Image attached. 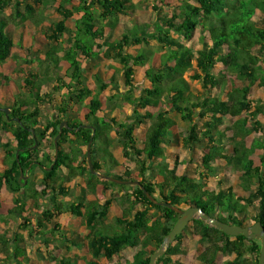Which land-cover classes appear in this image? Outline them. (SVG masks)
Masks as SVG:
<instances>
[{
	"label": "trees",
	"instance_id": "trees-1",
	"mask_svg": "<svg viewBox=\"0 0 264 264\" xmlns=\"http://www.w3.org/2000/svg\"><path fill=\"white\" fill-rule=\"evenodd\" d=\"M30 1L32 3L23 0V12L18 0H0V68L11 56L14 35L18 36L19 49L26 54L27 68L35 65L38 69L43 64L37 50L21 46L24 29L37 30L35 5L42 1ZM58 1L56 12L61 18L39 28V32L51 45L45 59L55 66L59 59L65 61L70 71V84L56 88L62 90L56 113L41 124V129L36 128L40 125V108L44 102L39 90L47 78L41 76L39 85L35 86L31 80L38 74L33 71L35 69L28 72L30 79L24 81L31 94L29 100H23L19 95L11 94L7 88L10 79L0 74V94L4 93L5 99L10 97L13 101L8 114L0 101V130L6 131L11 138L7 142L0 140V152L3 153L0 158V223L7 226L8 222L19 220L18 228L26 232L30 240L41 237L38 241L47 251L51 238L63 240L66 247L70 241L59 225L44 230L46 224L64 211L80 217L89 233L83 239L85 244L73 245L85 248L90 259L74 255L72 263L67 257L48 254L46 264H100L99 258L110 261L127 248L135 249V252L130 259L120 260V264H148L150 255L158 249L179 217L173 210L157 205L161 202L182 210L198 208L209 218L230 225L247 227L259 222L264 226V134L250 138L252 133L264 131V94L258 96L251 92L253 87L264 92V0H190L192 4L182 0L179 15L167 21L166 27H159L151 36L141 37L143 25L134 22L131 27L123 26L121 38L114 42L106 40L104 28L106 25L116 27L118 16L128 14L130 0H77L75 14L68 9L73 0ZM166 1L159 0L164 4ZM7 8L13 9L12 17L4 15ZM69 19L73 20L72 40L64 49L60 37ZM175 21L180 22L174 24ZM21 25L24 26L20 29ZM195 31L201 45L199 49L190 48L171 36L174 33L189 40ZM150 40L168 48L156 61L155 52L144 47L150 46ZM129 46H138L133 55L125 52ZM59 53H62L60 57ZM101 54L121 63L124 81L129 87L135 84V67L144 70L147 85L143 94L132 100L126 98L134 116L132 124L113 117L96 116L101 103L98 93H93L84 84L82 60L94 59ZM187 72L191 79L200 82L206 93L198 96L190 92L183 77ZM99 83L100 92L107 85ZM108 102L112 103V98ZM123 105L114 103L108 109L117 110ZM69 108L85 109L84 119L70 120ZM196 118L204 123L196 122ZM63 121L72 129H62L55 157L53 140ZM85 125L94 128V135L90 128L83 127ZM117 129L123 130V157L135 161L138 174L120 164L109 150L111 133ZM91 136L92 171L86 153ZM175 137L191 154L189 161L178 159L177 155L171 157L165 151ZM40 141L49 142L53 148L52 156L46 157L49 165L42 170L38 186L28 180L21 186L22 182L17 181L20 172L29 173L42 164L43 152L33 148L35 142L36 147H40ZM196 151L199 162L194 160ZM99 152L103 153L101 159ZM169 160H173L172 164ZM192 162L196 167L189 174L187 169ZM219 162L239 173L240 188L250 190L254 187L256 207L235 192L231 184L223 182V177L215 178V167ZM50 166V170H45ZM156 166L159 167L158 174L150 181L149 171ZM63 168L67 170L65 178L87 173L85 185L90 192L97 189L106 192L112 187L126 190L124 196L128 206L115 218L114 226L95 228L96 221L107 218L113 195L105 198L101 205L84 204L82 200L68 204L57 202L58 196L66 195L64 187L59 185L63 181L60 175ZM116 168L122 170L117 180L137 181L139 185L118 184L97 175L111 177ZM211 181H216L215 187L209 186ZM3 188L15 193L13 206L6 214L1 212ZM28 203L34 209L32 214L37 213L41 204L45 203L47 207H43L39 215L28 217L24 216ZM189 236L198 243L194 260L190 262L184 247ZM259 250L260 241H248L241 234L226 235L196 217L155 264H220L221 256H233V260H226L224 264H258ZM26 251L22 234L9 236L7 229L0 233V264H32Z\"/></svg>",
	"mask_w": 264,
	"mask_h": 264
},
{
	"label": "rangeland",
	"instance_id": "rangeland-1",
	"mask_svg": "<svg viewBox=\"0 0 264 264\" xmlns=\"http://www.w3.org/2000/svg\"><path fill=\"white\" fill-rule=\"evenodd\" d=\"M21 5H20V10L25 11V2L23 0H18ZM42 2L37 3L35 5L36 12H37V32L36 34L33 33V29L25 28L26 31L22 34L21 37V46L23 47H31L32 50H37L39 54L37 55L41 56L43 59V64L40 65L41 68H36V66H32L31 69H28L27 65H25V59L26 55L21 49H19V43H16V40L18 39V36L14 35V48L12 50L11 56L9 59H7L3 65L0 68V74L2 76H6L9 78V82H7L8 86L9 84L12 87V90L14 91L15 94L19 95V99L23 98H28L29 100V95L31 94V91L27 84H25L24 79L28 78L30 79L29 76H27V73L33 70L35 73L38 74V77L35 79L31 80L32 83L37 86L39 85L38 78H41V76L47 78V82L41 85L43 90L41 91V88L39 90V94L44 100L43 105L41 107V110L43 112V115L50 116L51 111H53V106L56 104V102L59 100V97L61 95V90H56V88H59L58 85L55 83V78L53 77L52 74L54 72L59 71L57 68H60L61 70V75L63 77V81L66 82L67 84H70L69 76H70V71L68 69V65L63 63L61 59H59V63L55 66L53 63L49 62L48 59H45V53L49 51L50 49V44L46 40L45 36L42 35L39 32V28H45L47 27V24L49 22L58 20L61 18V15H59L56 12V8L59 4V1L56 0H41ZM190 4H192V1L187 0ZM234 1V0H233ZM26 2L32 3L30 0H26ZM77 0H73V3L71 6H68V9L71 10L74 14L76 13L75 9L77 7ZM156 7H152V6ZM182 5V0H167L166 3H161L159 0H130L128 3V15L124 16H119L118 23L116 27H119L120 25H125L131 27V25L134 24V22H138L139 26L143 25V30L140 31V36L146 35L148 32H152V30H156L158 27H166L165 23L167 21H170L173 16H178L179 15V10L180 6ZM4 15H11L13 13L12 8H7L3 11ZM7 17V16H6ZM78 17V15H75V18ZM180 22V21H178ZM177 21L174 22V24L178 23ZM24 26V25H23ZM21 25L20 29L23 28ZM107 26V25H106ZM29 27V26H28ZM140 29V28H139ZM19 30V29H18ZM72 30H73V20L69 19L66 21V30L64 33H62V36L60 37V42L64 49H67L69 44L71 43L72 40ZM148 36H151L149 34ZM171 36L174 39H177V36L174 33H171ZM152 41V40H150ZM197 40H188L186 41V44L188 45H195L198 46L199 44L197 43ZM148 46V45H147ZM144 46L146 49H150L154 52L161 53L160 56L166 53L168 48L164 44H160L157 41H152L149 47ZM134 50V49H133ZM133 50L131 51V54L133 53ZM62 55V53H59V57ZM25 57V58H24ZM100 59V60H99ZM99 59L96 60H82V71L83 75L85 76L84 84L88 86V88L93 92V93H98V98L101 101V106L104 107L103 111H107V107L113 106L114 103L120 104V103H125L128 104V101L126 100L127 97H129L131 100L135 94L142 95L143 93V88L146 86L147 83V78L144 75V71L140 69L139 67H135V79L137 81L136 86L134 87L135 89H130L131 92H127L126 94L125 91V81L123 77V73L121 74V70L123 67L119 66L121 63L119 61L117 64L119 65H114L113 67L116 68V71H111L112 62L108 61L106 57H99ZM109 59V58H108ZM26 66V67H25ZM32 72V73H34ZM112 73V74H111ZM112 75V76H111ZM122 76V79L120 78ZM186 82L189 86L190 92L193 94H203L206 93L207 91L201 86L199 81L192 80L188 76H185ZM13 82V83H10ZM99 82L106 83L108 86L107 89L103 88L100 92L98 91V87L100 85ZM105 89V90H104ZM252 93L259 95L260 90L256 87L252 88ZM32 93H35L33 91ZM211 94H214V91L211 92ZM46 95V96H45ZM127 96V97H126ZM115 98L112 100L111 104H108L107 102L108 98ZM32 99V98H30ZM24 100V99H23ZM1 105L2 107L5 106V108L8 109V107L13 106V101L11 98H6L3 99V97H0ZM89 98L86 99L85 103H88ZM128 108V106H127ZM108 112V111H107ZM125 113V112H124ZM118 119H121V121H124L125 123H133L132 118L134 116L128 117L120 112H118ZM198 117V116H197ZM132 120V121H131ZM207 120V119H206ZM196 122L203 124L204 121L201 119L196 118ZM61 124V123H60ZM144 125H148L145 123ZM143 125V126H144ZM41 126V125H40ZM36 128L40 129L39 125H36ZM123 130L117 129L112 132L111 134V143H112V151L119 160L121 164L124 166L130 168V170L136 174H138V168L133 161V159H126L123 157ZM0 138L8 141L10 140V136L6 131L0 130ZM40 140V139H38ZM49 140H52L49 138ZM42 142L40 147H36L35 149L39 148L41 152H43V157L40 158V162L42 163L41 166H36V168L32 171L29 172V174L26 176V180H30V183L34 184H40L42 180V170L43 168L47 167L49 163L46 160V157L49 156L51 157L53 154V148L50 146L49 142L46 141H40ZM44 144V145H43ZM43 145V146H42ZM75 145V144H74ZM167 154H170L171 157L178 156V159H186V161L190 160L191 154L187 151L186 148L182 146L181 140L177 137H175V140L171 141L165 148ZM81 150H85L84 148L81 147ZM199 151V150H198ZM40 152V153H41ZM199 153V152H198ZM195 153V159L200 161L199 154ZM173 160H169L171 163ZM256 163H258L257 160H255ZM172 164V163H171ZM193 165H188L189 171H187L189 174L194 171V163L192 162ZM157 168H152L149 171V180L153 181L154 175L158 174L157 173ZM216 169V174L214 175L215 178L223 177V182L226 184H231L232 188L236 191H238L242 196L247 198L255 207L257 206V198L255 197L253 190H243L240 188L239 183L240 179L238 178L239 173L233 170L230 167H227L224 163L219 162L218 165L215 167ZM113 175L114 176H119V174L122 171H119L118 169L113 170ZM60 175H64L62 172H60ZM112 177V176H111ZM87 180V173L84 176H80V178H77L73 183V187H67L68 193H70L69 200L70 201H83L84 204L94 201V202H103L104 201V193L101 192V190L95 191V192H90L88 188L85 185V182ZM78 181V182H77ZM23 182V180H21ZM216 181H211L209 186L215 187ZM15 196V193L11 192L10 190L3 188L1 192V203H2V210L1 212L6 214L7 207H10L11 205L13 206V198ZM62 197H66V195H61ZM117 196V195H116ZM115 196V197H116ZM119 197H117L118 199ZM123 208V204L120 203L119 201L115 200V202L112 204L110 208V213L109 216L106 220V223L110 224L113 223V217L116 216V214H119ZM252 210V209H251ZM39 215V213H37ZM25 216V215H24ZM27 216V215H26ZM58 219V222L62 224L66 228H72L76 230L78 233L85 235L89 232V228L84 224L83 220L80 217H76L72 215L69 212H63ZM250 223V221H249ZM51 224H46L45 229L51 228ZM44 229V230H45ZM41 237H37V240H41ZM51 250L54 254H58L59 256H66L68 253L75 252L77 254H86L85 251L79 249L78 247H74L71 244H68V246H65V242L62 240L61 242L59 241H54L51 243ZM197 241L195 238L192 236H189L185 239L184 246L185 250L188 253V261H193L194 256L196 254V249H197ZM69 248V250H68ZM35 246L31 247V254L34 252ZM45 252V247H43V244H37V258L40 256H44ZM135 252V249L128 248L125 251H123L118 257H114L110 261L107 260H102L100 259L99 262L101 264H120V260H125V259H130L132 254ZM49 251L46 252V256L48 257ZM226 260H233L232 256H221L220 264H224Z\"/></svg>",
	"mask_w": 264,
	"mask_h": 264
},
{
	"label": "crops",
	"instance_id": "crops-1",
	"mask_svg": "<svg viewBox=\"0 0 264 264\" xmlns=\"http://www.w3.org/2000/svg\"><path fill=\"white\" fill-rule=\"evenodd\" d=\"M128 15V14H127ZM122 16V15H121ZM125 16V15H124ZM119 17V16H118ZM117 26V25H116ZM123 26H125V25H120L119 27H114V28H110L109 26H106L105 28H104V34H105V37H106V40H109V41H112V42H114V41H117V40H119L120 38H121V35H122V32H123ZM127 27H129V26H127ZM33 30H31V31H33V33L34 34H36V32H37V30H35L34 28H32ZM157 30H159V27L156 29V30H152V32H148L146 35H144V36H148L149 34H154ZM24 31H26V29H24ZM24 31H23V33H24ZM20 33V32H19ZM196 33H197V31H195L193 34V37H192V39H189L190 41L191 40H197L198 41V39L195 37L196 36ZM177 36V35H176ZM142 37V36H141ZM177 40H179L180 42H183L186 46H188V47H190V48H195V49H199L200 47H201V45H200V42H197L199 45L198 46H195V45H193V46H191V45H188V44H186V41H188V40H184L182 37H178L177 36ZM152 43V41H150V44ZM139 47H141V46H139ZM136 48H138V46H129L128 48H126V50H125V52H127V53H130L131 54V51L133 50V49H136ZM167 48V47H166ZM150 50V49H149ZM35 51V50H34ZM152 51V50H151ZM26 55V54H25ZM132 55H133V53H132ZM160 55H161V53H157V52H155V55H154V60L156 61V60H158L159 58H160ZM40 58H42L41 56H39ZM99 57H102V54L101 55H99L98 57H96V58H94V59H90V60H96V59H99ZM25 58V57H24ZM100 60V59H99ZM107 60L108 61H111L113 64H112V66H109V67H111V71H116V68H114L113 66L114 65H119V64H117V62H115L116 60H113L111 57H109V59L107 58ZM63 63H65V64H67L65 61H63V60H61ZM68 65V64H67ZM119 66H121V65H119ZM26 67V66H25ZM122 67V66H121ZM59 69V71H57V72H54L53 74H52V76L53 77H56L55 78V83L58 85V87H60L61 88V85L62 84H64V83H66V82H64L63 81V77H62V75H61V70H60V68H57V70ZM142 71H144V70H142ZM112 74V73H111ZM121 74H122V70H121ZM190 73L189 72H187L183 77H184V79H185V76H188L189 78H190V75H189ZM84 76V75H83ZM112 76V75H111ZM85 77V76H84ZM121 79H122V76L120 77ZM135 78V77H134ZM186 80V79H185ZM193 80V79H192ZM195 81H197V80H195ZM10 83H13V82H10ZM136 84H137V81H136V79H135V84H134V87L136 86ZM146 85H147V83H146ZM43 87V86H42ZM41 87V91L43 90V88ZM134 87H129V86H127V85H125V90H123V91H125L126 92V94H128L127 92H131V90L130 89H135ZM9 90H11L12 92H11V94H15L14 93V91L12 90V87H11V85L9 84V86L7 87ZM108 88V86H106L105 87V89H107ZM104 89V90H105ZM260 90V89H259ZM40 91V92H41ZM39 92V93H40ZM60 92H62V90L60 91ZM212 92V91H211ZM192 93V92H191ZM193 94V93H192ZM264 94V92L262 91V89L260 90V94L258 95V96H262ZM40 95V94H39ZM193 95H202V94H193ZM140 96V95H139ZM137 94H135V96H133V98L132 99H134V98H138L139 97ZM0 97H3V99H5L4 98V93H1L0 94ZM127 97V96H126ZM10 98V97H9ZM109 99H111V98H108V100ZM113 99H115L114 97L112 98V100ZM100 100V99H99ZM108 100H107V102H108ZM60 101V97H59V100L56 102V104L53 106V111H51V115L50 116H46V115H43V112H42V110H41V117H40V125L41 124H44L45 122H46V120L48 119V118H50L52 115H54L55 113H56V105H57V103ZM100 103H101V101H100ZM108 104H111L110 102L108 103ZM121 104H124L120 109H117V110H113V111H111V109H108L109 107H107V111H103V109H104V107H102L101 106V108H100V111L96 114V116L97 117H105V118H110V117H113V118H115L117 121H120V122H122L121 121V119H118L117 117H118V112H120V113H122V114H124V115H126V116H128V117H131V116H133L132 115V109L130 108V104H125V103H121ZM127 106H128V108H127ZM42 107V106H41ZM111 107V106H110ZM41 109V108H40ZM69 112H70V120H74V119H79V120H83L84 118V114L86 113V111H85V109H82L81 111H78V109H73L72 110V108H69ZM125 112V113H124ZM132 120H133V118H132ZM131 120V121H132ZM226 123H227V121H226ZM230 123V122H229ZM264 124V123H263ZM39 125V127H40V129L42 128L41 126ZM147 126V125H146ZM143 127V126H142ZM51 130V129H50ZM50 130L48 131V133L50 132ZM2 131H4V130H2ZM137 133H138V131H137ZM112 134V133H111ZM261 134H264V131L263 132H261V133H257V134H255V133H252L251 134V136H250V138H253V137H257V136H262ZM46 138H48V136L46 137ZM0 140L2 141V142H7V141H5V140H3V139H1L0 138ZM10 140H11V138H10ZM10 140H8V141H10ZM47 142V141H46ZM44 145V144H43ZM42 145V146H43ZM109 150L111 151V152H113L112 151V146L109 148ZM2 154L3 153H1L0 152V158L2 157ZM102 152H99V158L101 159V156H102ZM114 154V153H113ZM115 156V155H114ZM116 158V160L119 162V160L117 159V157H115ZM120 163V162H119ZM121 164V163H120ZM116 169H118L119 171H122L121 170V168H116ZM130 169V168H129ZM61 172L64 174V175H62V177H63V183L62 182H59V185L60 186H62V187H64V189H65V192H66V197H62V196H58V198H57V202H62V203H65V204H68V203H71V202H77V201H70L69 200V197H70V193H68V189H67V187H73V185L71 184V183H73V181H75L77 178H80V177H76V178H74V177H72V176H70L69 178H65V176H67V170L66 169H62L61 170ZM114 172V171H113ZM29 173H26L25 175L27 176ZM98 174V173H97ZM100 174V173H99ZM111 176H112V178H117V176H114L113 174H111ZM119 176H120V174H119ZM28 182H30V180H28ZM27 182V183H28ZM71 182V183H70ZM78 182V181H77ZM210 185V184H209ZM120 188H118V187H112V188H110L108 191H102L101 189H97L96 191H98V190H101V192H103L104 193V199L105 198H110V196L111 195H113V202H112V204L115 202V200H117V201H119L120 203H122L123 204V208H122V210H121V212L119 213V214H116V216H114L113 217V223H110V224H108V223H106V220H107V218H108V216H109V213H110V208H111V206H112V204H111V206H110V208H109V212H108V215H107V218L105 219V220H103V221H96V223H95V228H99V227H102V226H114V224H115V218L116 217H118V216H120L121 215V213H122V211H123V209H125L127 206H128V203H127V201L125 200V196H124V194L126 193V190H119ZM251 189H254V187H252ZM234 190V189H233ZM119 191H121V192H119ZM235 192H237L238 194H240L238 191H236V190H234ZM254 191V190H253ZM117 195V196H116ZM241 196H242V194H240ZM116 196V197H115ZM117 197H119L118 199H117ZM244 197V196H243ZM104 202V201H103ZM103 202H94V201H91V202H88V203H92V204H99V205H101ZM88 203H86V204H88ZM42 206H40V208L37 210V213H40L41 212V210H42V208L43 207H47L46 205H45V203L44 204H41ZM10 208H12V205L10 206V207H7V210L8 209H10ZM34 209H32L31 208V203H28V205H27V212L26 213H24V215L26 216H31V215H36L37 213H36V211H35V213L34 214H32V212L31 211H33ZM38 215V214H37ZM61 215V214H60ZM60 215H55V219L50 223L51 225H52V227H53V225L54 224H57V225H59V227H60V229L63 231V234L68 238V241H70L68 244H71L72 246H74L73 244H85V242L83 241V239L85 238V236L89 233H87V234H85V235H82V234H80V233H78L76 230H74V229H72V228H66V227H64L62 224H60L59 222H58V219L60 218L59 216ZM21 222V221H20ZM18 224H19V220L16 222V223H13V222H8V224H7V226H5V224L2 222V223H0V233L2 232V231H4L5 232V230L7 229V231H8V235L9 236H14V234H16V233H20V234H22L23 236H24V241H25V248H26V253H27V256L29 257V262L30 263H32V264H46V258H47V256H46V252L49 250V252L50 253H48L49 255H56V254H54L53 252H52V250H51V244H50V249H48L47 251H46V249H45V252H44V256H40L39 258H37V244H42L41 243V241H38V240H30L29 238H28V236H27V234H26V232H23L22 230H20L19 228H18ZM85 224V223H84ZM48 229H50V228H48ZM45 230H47V229H45ZM51 240V243H53L55 240L56 241H59V242H61L62 240H57L56 239V237L55 238H51L50 239ZM32 246H35V249H34V252H32L33 254H31V247ZM44 247V246H43ZM74 247H78L79 249H81V250H83V251H85L86 252V254H77V253H75V252H72V251H70L71 253H68L66 256H64V257H67L68 259H70L71 260V262L73 263V258H74V255H76V256H78V258H82V257H86L87 259H90V255H89V253H88V251L85 249V248H83V247H80V246H74ZM185 247V246H184ZM128 249V248H127ZM68 250H69V248H68ZM126 250V249H125ZM125 250H123V251H125ZM122 251V252H123ZM48 255V256H49ZM233 257V256H232ZM100 259H102V260H105V259H103V258H99L98 259V261L100 260ZM113 259V258H112ZM100 263V262H99ZM78 264H84V262H79ZM101 264V263H100Z\"/></svg>",
	"mask_w": 264,
	"mask_h": 264
},
{
	"label": "water",
	"instance_id": "water-1",
	"mask_svg": "<svg viewBox=\"0 0 264 264\" xmlns=\"http://www.w3.org/2000/svg\"><path fill=\"white\" fill-rule=\"evenodd\" d=\"M5 113H9V109L5 108L4 109ZM68 128L71 130V127H68L67 122L63 121L58 128V135L54 138L53 143H54V154L55 157L58 152V144L57 140L59 136L62 133L63 128ZM90 128L92 131V135H94V128L91 126H83ZM92 143V136L90 137L87 148H86V153H87V162L89 165L90 170L92 171L91 167V162H90V147ZM33 148H36V142L33 145ZM52 166L46 168L45 170H50ZM44 169V168H43ZM26 172H20V176L18 178V182L20 183L21 180L23 182L21 183V186H23L26 183ZM99 177L106 179L111 182H115L118 184H132V185H139L137 181H120L115 178L109 177L107 175L103 174H97ZM148 199L152 202L155 203L154 199L149 196L147 193H145ZM159 206L166 207L170 210H173L176 212L179 217L175 224L173 225L172 229L168 232V234L163 238L162 243L158 247V249L153 252L150 257H149V262L148 264H155V261L157 260L158 257L162 256L165 252V250L169 247V245L173 242V240L176 238V236L186 227V225L193 219L198 217L200 220L204 221L205 223L209 224L210 226L216 228L217 230L222 231L224 234L229 235V236H238V235H243L246 240L252 241V240H259L260 241V250H259V257H258V264H264V226L261 225V223L256 222L251 226L247 227H240V226H235V225H230L224 222H220L216 219L209 218L207 215L203 214L202 211L198 208H188L186 210H182L180 208L174 207L168 203L161 202L157 203Z\"/></svg>",
	"mask_w": 264,
	"mask_h": 264
},
{
	"label": "bare ground",
	"instance_id": "bare-ground-1",
	"mask_svg": "<svg viewBox=\"0 0 264 264\" xmlns=\"http://www.w3.org/2000/svg\"><path fill=\"white\" fill-rule=\"evenodd\" d=\"M259 241V240H258Z\"/></svg>",
	"mask_w": 264,
	"mask_h": 264
}]
</instances>
